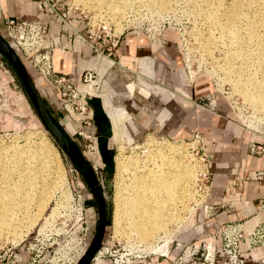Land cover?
<instances>
[{
  "label": "rangeland",
  "instance_id": "374dc122",
  "mask_svg": "<svg viewBox=\"0 0 264 264\" xmlns=\"http://www.w3.org/2000/svg\"><path fill=\"white\" fill-rule=\"evenodd\" d=\"M125 1L127 3V0L123 3ZM189 1L191 3L188 4ZM210 1L167 0L166 5L169 6L167 5L163 11L155 10L153 6L137 3L129 8L125 7L127 10L122 9L120 16L114 19V17L108 18L109 16L103 9H98L91 2L84 3L87 7L77 0H48L54 6L56 14L81 18L86 28L88 23L93 32L98 34L105 35L108 29H110L109 33L114 31L116 35L123 31H133L136 35L147 38L154 47H163L167 43H173L185 66L188 78L190 80L202 79L207 82L211 90L210 97L201 98L198 105L217 112L218 104H225L226 111L232 113L234 122L247 130L256 142H264V115L256 112L254 106L243 97L242 92L236 87L234 78L229 77L225 71L228 66L224 67L221 64L223 63L221 58L225 57V46L227 44L231 46L228 43L231 41L219 38L222 40L220 41L215 31L211 33L212 35L210 34L211 24L209 26V17H206L205 13L215 6L213 0ZM221 1L225 4L231 2V0ZM206 3H211V5L208 6ZM199 6L202 8H198ZM96 20H102L105 23L95 22ZM103 26H107L106 31L102 29ZM158 32L163 36L164 43L153 45L147 33ZM201 32L209 33V36L213 37H211L212 41L217 42L212 44L209 50L203 47L208 35L200 34ZM0 35L8 43L10 42L7 25L1 21V18ZM199 37L204 39L201 40ZM14 50L29 71L30 78L35 80L36 83H34L40 95H43L47 87L55 91L56 95L59 94L55 88L40 79L38 71L30 67L32 65L23 55L21 56L17 48L14 47ZM239 64L236 63L235 67L239 68ZM235 88L238 89L235 90ZM46 104H48L47 101ZM57 104L62 113L72 116L73 129L70 140L74 142L78 152L84 156L85 141L75 133L74 114L65 111L59 98ZM5 118L9 119L8 123L4 122ZM88 131L96 138L93 127ZM41 139L52 143L56 148L58 173L61 176L60 178L58 175L57 178L61 181L41 212H37L38 209L34 207L30 214L20 218L23 221L16 229L3 230L0 233V264H27V260L34 255L37 257L33 264H76L82 258L98 231L97 200L91 193L90 185L84 176L87 171H92L93 167L96 168L94 173L99 184L103 186H105L106 174L112 172V191L104 192L107 202V222L102 245L90 264H264V228L259 233L255 230L251 238L244 235L237 239L236 233L234 236L228 233V226L242 225L243 230L246 231L260 220L264 222V215H261L264 212L263 200L260 204V214L221 225L216 223L212 215L203 212L206 209L208 194L205 195L200 191L199 187L203 190L205 183L202 179L198 180V176L207 170L210 172V156L208 147L203 145L199 135L185 137L183 140L145 137L134 143L110 144L108 146L113 153V164L109 168L101 161L99 153L100 145L106 141L98 139V155L88 156L90 160L84 156V165L77 169L41 124L33 104L25 93L21 79L9 60L0 53V151L4 150V147L14 145L35 147L34 143H38ZM150 142L156 143H154V148L158 145H173L179 151L178 153L182 152V156L197 162L195 170L199 169L195 171L191 185H188L190 188L187 187L185 190L186 203L184 202L185 205L178 209L177 222L168 225L167 233L160 232L151 244L144 245L139 243L134 236L128 239L124 233H120L115 228L116 168L114 158L121 151L125 158L136 161L140 159L139 162L143 163L144 159L154 152L149 145ZM256 177L264 179V175H256ZM86 199L91 200L85 202ZM200 215L204 218L205 224L200 223L197 231L190 230L193 221L199 219ZM251 220L252 222H248ZM30 221L33 223L29 226ZM15 223L16 221L13 226H16ZM231 248L236 251V256H233Z\"/></svg>",
  "mask_w": 264,
  "mask_h": 264
},
{
  "label": "crops",
  "instance_id": "0c3cea01",
  "mask_svg": "<svg viewBox=\"0 0 264 264\" xmlns=\"http://www.w3.org/2000/svg\"><path fill=\"white\" fill-rule=\"evenodd\" d=\"M0 18L4 23L23 18L46 23L56 73L74 82L83 70L96 74L91 86H78L94 117L102 115L110 126V138L103 139L94 122L96 143L104 140L108 146L134 143L145 137L183 140L199 135L208 147L211 173L203 212L220 225L260 214L264 179L256 175H264V157L249 151L251 144L258 141L234 122L225 104H218V113L198 105L201 98L210 97L211 90L202 79L188 78L173 43L154 47L147 38L123 31L112 57L107 58L93 52L83 40L87 29L79 18L71 16L64 22L48 0H0ZM43 95L50 116L70 138L72 116L57 107L59 94L47 87ZM200 223L205 224L201 215L190 230L197 231Z\"/></svg>",
  "mask_w": 264,
  "mask_h": 264
},
{
  "label": "bare ground",
  "instance_id": "6f19581e",
  "mask_svg": "<svg viewBox=\"0 0 264 264\" xmlns=\"http://www.w3.org/2000/svg\"><path fill=\"white\" fill-rule=\"evenodd\" d=\"M77 1L83 5L85 2L87 4L91 2L98 9H103L108 18L114 17V19L120 16L122 9L127 6L129 8L133 4L153 6L158 11H163L168 5H166L167 0H127V3L126 1L123 3L124 0ZM193 1L202 2V0ZM213 2L215 5L214 8L212 6L213 9L207 12L203 9L207 14L206 17H209V26L211 24L210 34L215 31L219 36L218 39L231 41L228 42L231 46L227 44L229 49L225 46V57L221 58L223 60L221 64L224 67L228 66L226 70L223 68L229 77L234 78L237 85L234 84V87L239 88L235 90H240L256 112L264 115V0H231L228 4L221 0H213ZM206 4L211 5V3ZM207 29L209 30L208 26ZM208 36L203 47L209 50L216 41L213 42L212 36ZM236 63H240L239 68L235 67ZM154 143L149 144L154 152H151L143 163L139 162L140 159L136 161L125 158L121 151L114 158L115 228L120 233H124L128 239L134 236L144 245L151 244L160 232L167 233L168 225L177 222L178 209L185 205L183 204L186 201L185 190L189 187L195 171L199 169L195 170L197 162L182 156V152L178 153L173 145H158L154 148L156 144ZM34 146H7L1 150L2 152L0 151L2 153H0V233L3 230L16 229L23 221L20 218L30 214L34 207L38 209L37 212H41L61 181L57 178L59 163L56 148L44 139L34 143ZM59 177L61 178L60 175ZM15 221L16 226H13ZM29 223L30 226L33 221Z\"/></svg>",
  "mask_w": 264,
  "mask_h": 264
},
{
  "label": "built area",
  "instance_id": "2783aa9c",
  "mask_svg": "<svg viewBox=\"0 0 264 264\" xmlns=\"http://www.w3.org/2000/svg\"><path fill=\"white\" fill-rule=\"evenodd\" d=\"M51 6L54 9V6ZM57 14L64 22L67 21L68 17L65 14ZM98 21L105 23V21L102 20ZM98 21L96 20L95 22ZM5 23L7 25L10 46L13 49L15 47L19 50L21 56L23 55L27 62L32 65L30 67L38 71L41 80H44L59 92V100L65 111L74 114L75 133L85 141L84 156L89 159L90 156L93 157L95 154L98 155L96 138L95 136H91L88 131L93 127L94 113L78 90V86L81 83L91 86L97 79L96 74L88 70H83L79 73L78 81L74 82L70 78L56 73L52 65L49 28L47 24L41 20L7 19ZM86 25L87 36H85L83 40L89 43L93 52L101 53L105 57L111 58L114 49L118 45L120 34L116 35L114 31L109 33L110 29L107 30V26H103L102 29L107 31L105 35H101L93 32V29L88 23ZM147 37L152 41L153 45L164 43V38L160 32L153 34L147 33ZM249 151L252 155L264 157V142L251 144ZM92 171L93 173L94 171L96 172V168L93 167ZM200 179L204 180L205 183L203 190L199 187L200 191L206 195L208 194L210 186L211 173L208 170L205 173H200L198 180ZM262 207L264 208V202ZM262 228H264V222L260 220L253 228L247 229L246 231L243 230L242 225L228 226V233L232 236L236 233L237 239L242 238L244 235L251 238L254 236L255 230L259 233L263 231ZM233 248L235 249V247ZM233 248H231V250H233V256H236V251ZM36 257L35 255L30 257L27 260V264H33L36 261ZM37 261L39 262V260Z\"/></svg>",
  "mask_w": 264,
  "mask_h": 264
},
{
  "label": "water",
  "instance_id": "95a60500",
  "mask_svg": "<svg viewBox=\"0 0 264 264\" xmlns=\"http://www.w3.org/2000/svg\"><path fill=\"white\" fill-rule=\"evenodd\" d=\"M0 53L6 57L9 62L14 67L17 76L21 79L25 93L29 97L31 103L33 104L37 116L43 125V127L50 133L53 137L61 151L69 158V160L73 163V165L80 169L83 165L84 158L78 152L77 148L72 144L70 138L58 127L55 121L50 116L42 97L37 90L34 82L29 76V73L21 62L19 55L15 52V50L10 46V44L0 35ZM94 122L98 128L100 136L102 138L108 139L110 138V126L108 121L102 116L97 115L94 117ZM99 153L102 161L106 163L108 167H111L113 164V153L108 148L107 143L103 142L99 147ZM87 182L90 184L94 193L99 191L100 187L98 185L97 178L93 171H87L84 174ZM112 172H108L106 177V187L107 191H112ZM100 202V208L102 215L104 214V202L102 196H98ZM101 225L98 233L94 236L91 245L88 247L85 254L76 264H90L94 259L95 254L98 252L102 245V239L104 236V217L100 219Z\"/></svg>",
  "mask_w": 264,
  "mask_h": 264
},
{
  "label": "flooded vegetation",
  "instance_id": "af4514ba",
  "mask_svg": "<svg viewBox=\"0 0 264 264\" xmlns=\"http://www.w3.org/2000/svg\"><path fill=\"white\" fill-rule=\"evenodd\" d=\"M101 161H102V159H101ZM103 162V161H102ZM104 163V162H103ZM105 164V166H107L106 165V163H104ZM83 165H84V162H83ZM82 165V166H83ZM108 167V166H107ZM109 168V167H108ZM108 174V173H107ZM107 174H106V176H105V186H103V185H100L99 184V181H98V178H97V181H98V185H99V187H100V189H99V191H97V193H94L93 192V190H92V188L90 187V190H91V193L94 195V197L96 198V202H97V209H98V212H99V218H98V231H99V228H100V225H101V222H100V219L102 218V217H104V225L106 224V222H107V202H106V198H105V195H104V192H107L108 193V191H107V187H106V177H107ZM90 185V184H89ZM105 189V190H104ZM102 196V199H103V202H104V214L102 215V213H101V208H100V200H99V198H98V196ZM91 200V199H90ZM90 200L89 199H86L85 200V202H90ZM98 231H97V233H98ZM94 238V237H93ZM93 240V239H92ZM92 243V242H91ZM91 245V244H90ZM89 245V246H90Z\"/></svg>",
  "mask_w": 264,
  "mask_h": 264
}]
</instances>
